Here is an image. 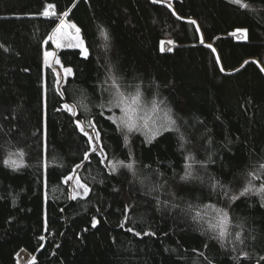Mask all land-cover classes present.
<instances>
[{
  "label": "trees",
  "instance_id": "1",
  "mask_svg": "<svg viewBox=\"0 0 264 264\" xmlns=\"http://www.w3.org/2000/svg\"><path fill=\"white\" fill-rule=\"evenodd\" d=\"M241 1L0 0V264H264V199L240 195L249 173L264 184V0ZM65 12L88 55L59 52L61 94L44 50ZM137 91L172 124L154 139L112 118ZM79 165L89 193L72 199Z\"/></svg>",
  "mask_w": 264,
  "mask_h": 264
},
{
  "label": "rangeland",
  "instance_id": "2",
  "mask_svg": "<svg viewBox=\"0 0 264 264\" xmlns=\"http://www.w3.org/2000/svg\"><path fill=\"white\" fill-rule=\"evenodd\" d=\"M157 1L165 3V4L169 5L170 7H173V3L175 0H157ZM228 1L234 3V0H228ZM234 4H236V3H234ZM243 4L244 3L241 1V4H238V5L242 6ZM49 11L55 12L54 8L50 9ZM61 21H63L65 24H72L68 20L67 16L61 15V18H60L58 25L55 27V29L52 31L49 38L47 39V42L45 45V50H44V65H45V70L51 69L55 73L56 79H57V84H56L57 90L62 94V86L64 85L66 79L72 75V69L66 68L63 66V64L59 58V52L62 49H68V48H75L76 49L77 48L82 52V56L87 57L88 51H87V55H85L83 52V49L86 48L85 43L81 37L80 32L77 34L75 28H62L59 32H57V28L60 27ZM234 36L237 39H244L245 38V32L244 31H237L234 33ZM80 41H83V44L81 47H78L77 45L80 43ZM172 45L173 44L171 41L165 40L162 43L161 49L163 51H168L172 48ZM46 53H52L53 55L46 56ZM66 69H71V74H66V72H65ZM118 97H117V99H118ZM124 97H131V96L126 95ZM65 104L72 107L76 112V108L74 105L67 103V102H65L64 105ZM64 105H63V107H64ZM141 105L142 106L140 107L139 111L137 112V114L135 116L137 127L133 131H129L127 128H123L121 126V118L124 117V112L122 111V107L116 106V109H114L112 118L118 123V125L121 127V129H123V131L126 135H131L132 133L139 132L147 138H149V137L152 138L156 134L157 135L155 137H157L159 134H161L164 131V130L162 131V129L172 127L171 122H169V119H167V117H166L168 115L166 113H164V110L158 101H156L154 99L152 102H147V101L143 100V98H142ZM164 115H165V117H164ZM74 116H76V115H74ZM77 121H79V120H77ZM79 122L83 126L84 130L89 133V136L93 137V139L91 141H89L90 146H91L90 153L98 154L101 157L102 161L106 164L107 158H106V154H105V152L101 146V143H100V136L98 139L96 138L97 133H99L98 130L96 129V127L93 124L91 126H86V125H84L83 122H81V121H79ZM145 124H147V128H145ZM79 129H80V127H79ZM165 130H167V129H165ZM87 138H88V136H87ZM154 138H152V139H154ZM94 145L96 147L95 151H93ZM11 161H13V157L11 158ZM108 166L111 169L115 168V165H112V164H110ZM80 167H81V165L75 167L73 172L65 178V182L69 186L70 197L72 199H73L74 194L76 195V198H79V197H85L89 193V191H88V193L85 195L83 192V189L79 187V184L86 185L80 179V176H79ZM69 177H71V179H69ZM78 182H79V184H78ZM34 261H35L34 256L27 251H21L17 255L18 264H30Z\"/></svg>",
  "mask_w": 264,
  "mask_h": 264
},
{
  "label": "snow or ice",
  "instance_id": "3",
  "mask_svg": "<svg viewBox=\"0 0 264 264\" xmlns=\"http://www.w3.org/2000/svg\"><path fill=\"white\" fill-rule=\"evenodd\" d=\"M234 3L236 4H241V0H234ZM243 7L247 8L248 5L247 4H243ZM55 6L52 4H48L44 10V12L42 13V15L44 16H55L56 13L55 12H50V9H53ZM64 16H67L68 13L65 12L63 14ZM192 23H195V21H192ZM62 28H75L76 33H79V28H76V26L74 24H65L63 21H61V25L60 27L57 28V32H59ZM245 31V36H246V30ZM83 44V41H80V43L77 45L78 47H81ZM59 46V45H58ZM209 47H211L209 45ZM83 52L85 55H87V49L84 48ZM53 55L52 53H46V56H51ZM223 70V69H221ZM66 74H71V69H66L65 70ZM141 101H142V96L140 94L139 91H137V93L131 97H124L123 94H119L118 99L116 100V105L117 107H122V111L124 112V117L121 118V126L123 128H127L129 131H133L135 130V128L137 127V123L135 120V116L137 114V112L139 111L141 105ZM64 108L66 111L72 113V115H76L75 110L70 107L69 105L65 104ZM174 123V121H173ZM78 126L80 127V130L84 133L85 136H88L89 141H91L93 139V137L89 136V133L86 132L83 128V126L80 124L79 121H77ZM90 126H91V122H90ZM145 128H147V124H145ZM96 138H99V133H97ZM96 150L95 145L93 146V151ZM13 164H15V161H12ZM125 167H127L129 170L133 169V164H127L124 165ZM189 168H191V166H188ZM261 168L264 169V165H261ZM191 176L190 171H186L185 173V179L189 178ZM249 176L252 177V179L248 180L247 185L243 188V191L240 192L241 196H245L248 195L249 193H253V194H257L260 195L262 199H264V184H261L258 188L253 184V180H259L262 179L261 176H257L255 172L249 173ZM69 179H71V177H69ZM79 184V182H78ZM79 187L83 189L84 194L86 195L89 191L87 185L84 184H79ZM223 187V186H222ZM225 195L227 193H224ZM76 198V195H73V199ZM238 196H233L231 197L232 200L238 199ZM231 225V217L229 216L228 212L225 211L224 209H218V220L216 224L211 225V228L213 230H216L218 232L217 235V239L219 240H226L227 237L231 234L229 232V227ZM95 226V222L94 225ZM129 231H132V229H129ZM137 236L140 235V233H135ZM41 239H43V237H41ZM236 239L241 240L242 242V238L239 234H236Z\"/></svg>",
  "mask_w": 264,
  "mask_h": 264
}]
</instances>
